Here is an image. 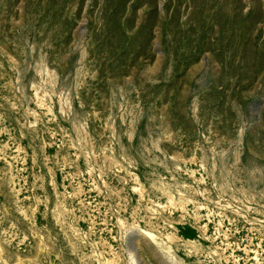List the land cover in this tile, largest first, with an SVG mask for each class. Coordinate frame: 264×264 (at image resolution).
<instances>
[{"label": "rangeland", "instance_id": "obj_1", "mask_svg": "<svg viewBox=\"0 0 264 264\" xmlns=\"http://www.w3.org/2000/svg\"><path fill=\"white\" fill-rule=\"evenodd\" d=\"M0 264H264V0H0Z\"/></svg>", "mask_w": 264, "mask_h": 264}]
</instances>
